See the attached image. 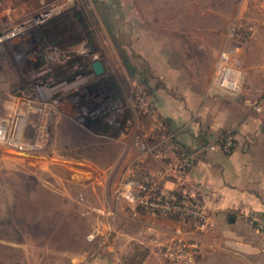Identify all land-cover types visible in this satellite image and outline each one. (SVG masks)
I'll return each mask as SVG.
<instances>
[{
  "label": "rangeland",
  "instance_id": "1",
  "mask_svg": "<svg viewBox=\"0 0 264 264\" xmlns=\"http://www.w3.org/2000/svg\"><path fill=\"white\" fill-rule=\"evenodd\" d=\"M43 6L55 8V15L61 12L55 17L68 13L76 20L74 32L83 35L65 49L53 45L65 63L46 52L51 44L40 27L34 33L15 31L0 42L1 116L16 109L23 88L39 77L73 81L64 86L62 105L49 106L53 115L44 150L30 154L0 145V264H75L80 257L104 255L121 260L145 229L147 242L158 243L149 231L152 225L161 229L172 221L180 228L183 220L145 215L120 197L125 176L137 163L157 167L158 144L169 135L181 142L180 129L167 117L172 108L211 104L216 90L223 91L214 76L233 39L240 46L239 88L246 74H264V0H0V33ZM82 20L93 40L86 39ZM235 25L250 34L232 37ZM95 59L119 86L108 92L107 116L88 115L86 123L77 122L81 111L101 106L83 100L88 90L99 100L104 96L96 90L98 85L104 89V74L89 78L88 63ZM70 61L87 64L82 79H73L75 65L65 74L56 72ZM35 114L26 135L36 134ZM98 126L104 131L95 135L92 129Z\"/></svg>",
  "mask_w": 264,
  "mask_h": 264
},
{
  "label": "crops",
  "instance_id": "2",
  "mask_svg": "<svg viewBox=\"0 0 264 264\" xmlns=\"http://www.w3.org/2000/svg\"><path fill=\"white\" fill-rule=\"evenodd\" d=\"M35 75L39 76L30 74ZM110 77L104 74V80L115 90L119 83ZM245 80L246 84L235 92L217 89L211 104L187 103L171 109L169 123L180 129V140L194 150V159L184 181L174 179L170 185L204 202L211 222L207 228L199 229L182 220L178 228L175 222L169 221L168 225L167 219H160L167 220L163 224L168 226L149 228L157 234L158 243L147 242L149 232L142 227V234H147L140 233L135 241L146 247L147 253L142 262L133 264H175L163 256L160 247L173 241L177 229L196 245L198 264H264V233L251 217L254 213L264 214V74H246ZM223 94H227L228 102ZM19 105L24 104L20 101ZM104 126L93 128L95 135L101 134ZM228 134L234 144L225 152L221 144ZM210 144L217 146L211 149ZM129 248L121 253L123 262L130 254ZM106 256H90L86 260L80 257L75 264H109Z\"/></svg>",
  "mask_w": 264,
  "mask_h": 264
},
{
  "label": "built area",
  "instance_id": "3",
  "mask_svg": "<svg viewBox=\"0 0 264 264\" xmlns=\"http://www.w3.org/2000/svg\"><path fill=\"white\" fill-rule=\"evenodd\" d=\"M54 11L55 8L49 9L44 6L39 8L37 11L31 13L28 18L22 20L19 25L11 28L12 31L0 33V42L14 36L16 34L15 31L17 33L32 31L34 33L35 29L46 24L61 13L55 15ZM10 23V26L15 24L14 22ZM231 34L232 37L240 35L244 38L250 32L248 28L240 29V27L235 25L232 28ZM239 49L240 46L237 40L233 39L229 49L222 53L214 76V83L217 86L232 91L239 89L241 76L236 72L240 54ZM46 52H49L50 57L52 55L54 60L66 62L64 61L66 58L62 59L61 53L53 45L49 46ZM93 62L88 63L91 65L89 74H93L89 78L96 79L97 76L92 66ZM73 66V70L75 71L73 72V75H75L73 79H82L85 76L82 69L87 64H83L82 67L79 63L74 64L72 62L65 72L72 69ZM78 66H80V69L77 71ZM72 83V80L67 81L65 79H59L56 83H50L49 80H43L40 77L33 80L29 87L26 88V91L22 93L20 101L24 105L17 106L9 115H0V145L30 154L39 153L44 150L48 139V120L53 115V110L49 106H61L64 100V86ZM102 86H96V90L100 88V95L104 94L100 100L92 94L94 90L87 89V95H83V100L87 97L88 100L97 101L96 103L101 106L98 107L97 111L95 109L87 112L81 111L77 114L79 115L76 119L77 122L86 123L88 115H92L93 117L107 116L109 111L107 102L110 97L108 96V92H112L113 90L106 89V87L103 89L101 88ZM257 109L259 110V107ZM35 113L40 116L36 119V134L34 136L30 134L26 135L25 129L26 126L28 127L29 118ZM157 127L160 130L165 129V125L162 122H158ZM164 143L166 144L162 147ZM233 144V137L228 134L221 147L225 152H229ZM216 146L217 144L209 145L211 149H215ZM158 147L160 151L156 152L155 155L158 166L149 168L137 163L138 165L134 166L129 171V174L125 176L118 190L119 196L134 203L135 207L145 215L156 218H169L170 216L177 215L184 221L190 222L195 228H207L211 222L208 206L188 191L175 190L170 185L174 179L184 181L187 172L193 165L194 152L188 150L182 142H177L172 135L162 140L158 144ZM251 217L258 228L264 233V214L254 213ZM152 240L157 242L155 237ZM196 250V245L187 240L180 230L176 231V237L170 244L160 247V252L163 256L175 264H198L195 257ZM109 262L110 264H124L122 259H109Z\"/></svg>",
  "mask_w": 264,
  "mask_h": 264
},
{
  "label": "trees",
  "instance_id": "4",
  "mask_svg": "<svg viewBox=\"0 0 264 264\" xmlns=\"http://www.w3.org/2000/svg\"><path fill=\"white\" fill-rule=\"evenodd\" d=\"M75 21L71 19V16L68 13H65L55 18H52L46 24L40 26L39 31L40 34L43 36V39L46 40L47 43L51 45H56L58 47L60 46L59 48L65 49L67 44L69 45L72 42H77L79 40V37L83 35L78 31L74 32V30L72 29L76 24ZM81 22L84 25V32L86 35V39L90 38L91 40H93L91 35H89V31H87L88 30V27L86 25L87 23H85V21L83 20ZM72 61H70L69 64ZM38 65L39 64H37V66ZM67 67H68V63L65 64L64 66L57 67L56 72L63 74ZM171 217L172 216H170V218ZM131 251L132 252L124 259L123 262L124 264L125 263L133 264L137 262L138 263L142 262L146 256L147 248L141 244H136L132 247Z\"/></svg>",
  "mask_w": 264,
  "mask_h": 264
},
{
  "label": "water",
  "instance_id": "5",
  "mask_svg": "<svg viewBox=\"0 0 264 264\" xmlns=\"http://www.w3.org/2000/svg\"><path fill=\"white\" fill-rule=\"evenodd\" d=\"M93 69L95 71V73L97 75H102V74H106V69L103 66L102 62L100 61V59H96L93 64ZM104 87H106V89H111V83L107 80H104Z\"/></svg>",
  "mask_w": 264,
  "mask_h": 264
},
{
  "label": "flooded vegetation",
  "instance_id": "6",
  "mask_svg": "<svg viewBox=\"0 0 264 264\" xmlns=\"http://www.w3.org/2000/svg\"><path fill=\"white\" fill-rule=\"evenodd\" d=\"M111 89L114 91V87H113V85L111 84Z\"/></svg>",
  "mask_w": 264,
  "mask_h": 264
}]
</instances>
